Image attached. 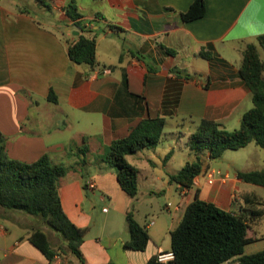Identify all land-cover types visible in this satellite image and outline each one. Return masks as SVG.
Returning <instances> with one entry per match:
<instances>
[{
  "label": "crops",
  "instance_id": "1",
  "mask_svg": "<svg viewBox=\"0 0 264 264\" xmlns=\"http://www.w3.org/2000/svg\"><path fill=\"white\" fill-rule=\"evenodd\" d=\"M194 1L48 0L49 8L30 2L35 16L30 5L0 0V132L7 154L27 164L47 155L67 167L71 174L60 181L61 204L69 220L86 231L84 262L73 254L49 261L29 241L34 229L19 222L27 215L0 208V219L17 225L0 226V264H147L172 251L171 232L196 197L246 218L252 244L258 243L260 218L254 213L264 208H256L259 196L249 189L255 185L240 180L233 165L217 169L214 161L222 156L201 154L202 173L184 196L169 179L196 161L188 143L202 121L234 131L253 108L240 69L247 44L264 35V0H206L205 16L185 22L182 14ZM71 4L76 20L67 15ZM82 35L96 40L95 68L69 58L70 45ZM158 117L166 120L159 144L126 157L139 171L137 200L150 210L144 217L133 210L150 237L144 251H135L125 247L133 199L122 197L105 157L113 141ZM210 171L226 172L211 185ZM90 181L94 190L87 187ZM252 244L245 255L264 251L250 249ZM224 264L241 263L233 258Z\"/></svg>",
  "mask_w": 264,
  "mask_h": 264
},
{
  "label": "trees",
  "instance_id": "2",
  "mask_svg": "<svg viewBox=\"0 0 264 264\" xmlns=\"http://www.w3.org/2000/svg\"><path fill=\"white\" fill-rule=\"evenodd\" d=\"M35 2L49 8L48 0ZM205 14L206 0H195L190 9L182 14V19L189 22ZM67 15L73 20L78 18L74 4L67 8ZM77 26L82 33L87 32L82 24L77 23ZM259 47L264 51V35L257 38V43L247 44L240 69L241 78L251 91L253 108L243 115L239 129L234 131H228L215 122L202 121L188 143L190 150L196 153V161L187 163L179 173L171 175V184L191 189L203 169L199 153L207 151L210 158L215 160L226 151L240 150L251 143L264 149V60ZM96 53V40L85 35L80 36L68 49L73 63L92 68L97 66ZM185 76L188 78V75ZM165 127L164 118H148L132 128L124 138L113 141L109 148L105 162L114 169L121 190L131 199L139 194V171L126 157L157 146L163 138ZM67 173V167L55 164L47 155L32 164L10 159L6 138L0 132V208L24 213L37 224L29 241L49 261L62 257V253L68 251L84 262L80 247L86 231L69 220L60 199V181ZM238 178L264 189V169L239 172ZM263 215L264 211L254 213L255 218ZM127 223L131 238L125 247L144 251L150 239L147 229L137 223L133 211L127 214ZM39 224L56 232L60 245L54 247L48 234L38 228ZM249 230L248 220L243 216L196 197L187 207L180 225L171 232V250L175 260L168 264H224L233 258H239L241 264H264V251L245 255L246 246L254 242ZM147 264L160 263L156 256Z\"/></svg>",
  "mask_w": 264,
  "mask_h": 264
},
{
  "label": "rangeland",
  "instance_id": "3",
  "mask_svg": "<svg viewBox=\"0 0 264 264\" xmlns=\"http://www.w3.org/2000/svg\"><path fill=\"white\" fill-rule=\"evenodd\" d=\"M16 1L17 4H19L22 7H29L32 6L31 3L34 5L35 1L33 0H14ZM31 2V3H30ZM36 6H32L30 7L32 10V14H34L35 16H37L38 12L35 10ZM261 56L264 60V52H261ZM166 143H168V141L162 143L159 147V149H163L164 145H167ZM200 158L203 162V158L202 155L199 153ZM82 158V157H81ZM93 159H95L96 157H92ZM72 159H75V157H72ZM161 160H163L161 158ZM131 162H133V160L131 159ZM161 163V161H160ZM218 164L220 165V167L218 166ZM233 165L234 167H232V170H239L241 172L244 173H248V172H254V171H261L264 169V149H262L261 147L257 146L255 143H251L249 145H247L246 147L240 149V150H229L226 151L222 154V159L218 160L217 162L214 161V166L217 167V169L223 168L225 169L227 166ZM235 168V169H234ZM82 169V166H81ZM113 169V168H112ZM222 169V170H223ZM158 171L156 172V174L158 175L160 173L159 168L157 169ZM221 170V169H220ZM221 173H224L226 171H220ZM233 172V171H231ZM69 173V172H68ZM67 173V174H68ZM71 174V173H69ZM141 185H145V182H142ZM249 189L253 190L255 192L256 195L259 196V201L258 204L256 205V208L258 209H262L264 208V189L262 187H258V186H250L249 185ZM144 191V189H143ZM121 195L124 199H128V201L131 199L128 196H126L125 194H123L121 192ZM138 198L136 197L135 199L131 200V204L129 206L131 211H135V214L138 215V217H140V215L142 217H144L145 215H147L150 210L148 208V205L146 206L145 204L142 205L141 200H137ZM149 198H147L148 200ZM117 201L122 205L123 204V200L122 199H118ZM167 200L165 199L164 196H162L160 198V202L161 205H163L164 202H166ZM135 208V209H134ZM99 211L102 210V207L98 206ZM139 211V213L137 212ZM20 213V212H17ZM23 216L26 215L24 213H22ZM262 218V219H261ZM260 218V220L258 219L257 224L255 225V230L258 233V236L260 237V240L258 241V243L256 244H252L250 246V249H254L255 247L258 248H263L264 246V215ZM19 222L21 224L24 225V227L26 229H31L33 230L34 228H37V224L33 223V220L30 219V217L28 218V216H24L23 218L19 219ZM16 225V223H13L9 220H4V219H0V226L4 227H8L9 229H14V225ZM17 226V225H16ZM38 228H40L41 230H43L45 233L48 234V236L51 239V243L53 244L54 247H57L58 245H60V240L58 238V236L56 235L57 233L54 232L53 230L49 229L47 226H45L44 224H39ZM68 252V251H67ZM62 253V257H66L68 256V259H70L72 257L71 253Z\"/></svg>",
  "mask_w": 264,
  "mask_h": 264
},
{
  "label": "built area",
  "instance_id": "4",
  "mask_svg": "<svg viewBox=\"0 0 264 264\" xmlns=\"http://www.w3.org/2000/svg\"><path fill=\"white\" fill-rule=\"evenodd\" d=\"M104 74L107 75V74H109V72L108 71H104ZM218 176H222V173L220 171H210V172H208V174H207L208 183L211 184V185L214 184L215 183V179ZM87 187L89 189L94 190L95 189V183L90 181L89 183H87ZM180 191L182 193L181 194L182 196H184L186 194V189L181 188ZM169 206H171V205L169 204ZM174 260H175V254H174L173 251L160 252L157 255V261L160 264H168V263H170V262H172Z\"/></svg>",
  "mask_w": 264,
  "mask_h": 264
}]
</instances>
